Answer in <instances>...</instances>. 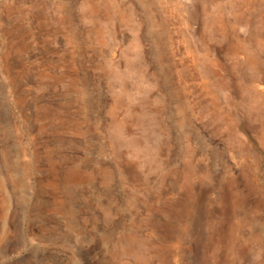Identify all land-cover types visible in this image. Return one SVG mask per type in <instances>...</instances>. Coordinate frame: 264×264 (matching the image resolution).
<instances>
[{"label": "rangeland", "instance_id": "374dc122", "mask_svg": "<svg viewBox=\"0 0 264 264\" xmlns=\"http://www.w3.org/2000/svg\"><path fill=\"white\" fill-rule=\"evenodd\" d=\"M0 264H264V0H0Z\"/></svg>", "mask_w": 264, "mask_h": 264}, {"label": "bare ground", "instance_id": "6f19581e", "mask_svg": "<svg viewBox=\"0 0 264 264\" xmlns=\"http://www.w3.org/2000/svg\"><path fill=\"white\" fill-rule=\"evenodd\" d=\"M30 161V160H29ZM23 172H26V170H23ZM30 190V189H29Z\"/></svg>", "mask_w": 264, "mask_h": 264}]
</instances>
